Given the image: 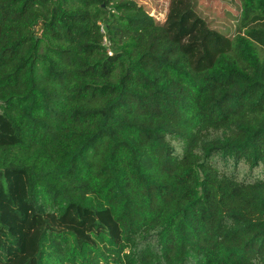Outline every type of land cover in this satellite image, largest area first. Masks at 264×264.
<instances>
[{
    "label": "trees",
    "instance_id": "obj_1",
    "mask_svg": "<svg viewBox=\"0 0 264 264\" xmlns=\"http://www.w3.org/2000/svg\"><path fill=\"white\" fill-rule=\"evenodd\" d=\"M237 1L229 37L194 0H0V264H264V0Z\"/></svg>",
    "mask_w": 264,
    "mask_h": 264
},
{
    "label": "rangeland",
    "instance_id": "obj_2",
    "mask_svg": "<svg viewBox=\"0 0 264 264\" xmlns=\"http://www.w3.org/2000/svg\"><path fill=\"white\" fill-rule=\"evenodd\" d=\"M155 20H160L165 14L167 0H135ZM195 12L209 26L232 37L237 31L240 16V6L237 0H194ZM108 46V43H104Z\"/></svg>",
    "mask_w": 264,
    "mask_h": 264
}]
</instances>
